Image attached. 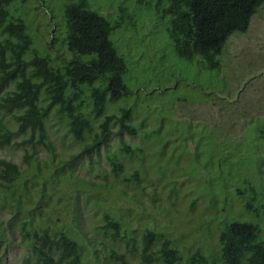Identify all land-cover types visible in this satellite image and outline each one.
Listing matches in <instances>:
<instances>
[{
  "label": "rangeland",
  "instance_id": "rangeland-1",
  "mask_svg": "<svg viewBox=\"0 0 264 264\" xmlns=\"http://www.w3.org/2000/svg\"><path fill=\"white\" fill-rule=\"evenodd\" d=\"M62 1L25 0L24 7H17L16 12L30 25L36 48L53 58H56L54 46L59 53L70 55L63 42L66 25ZM88 2L90 9L110 22L123 17L121 8L129 15L123 17L121 28L110 40L126 62L128 73L124 82L130 94L109 104L108 112L128 107L134 113L136 126L143 123L146 133L159 129L162 139H169L149 144L144 142L143 131L135 138L127 134L114 135L107 145L100 146L98 153L88 155L82 152L81 144L66 133L64 121L52 116L47 127L55 152L62 162L69 163L63 164V173L56 178L62 193L60 199L52 191L50 182L56 168L48 169L42 164L46 180H37L36 170L28 168L23 161L26 149L21 145L20 136L11 146L0 147V159L13 161L28 174L21 177L14 192L18 195L22 184H26L34 195L33 204L27 203L22 196L24 212L18 216L9 211L12 209L9 198L5 210H0V238L4 239L2 248L0 244V264H39L29 246L33 241L23 239L22 232L29 224L37 227L49 223L58 235L66 232L77 240L86 264H119L110 250L123 252L124 244H113L97 234L105 211L113 212L123 228L129 226L136 232L139 250L144 227L171 236L180 235L183 240L178 241L184 246L197 239L204 248H213L217 240L214 232L209 234L205 230L203 235L198 231L200 226H206L209 218L210 212H206L209 199L223 197L228 182L231 189L251 187L258 192L264 191V4L257 9L245 33L234 34L228 39L220 57L222 69L209 71L196 62L179 58L168 38L164 6L157 7L154 2L139 6L134 0ZM53 23L59 29L56 30ZM4 119L8 121L7 117ZM116 130L114 127L113 131ZM182 130L183 139L179 136ZM120 138L146 151L143 168L147 176L141 183L146 192L120 186L121 193L102 192L96 196L85 183L102 184L112 178L107 154H118ZM166 142L168 145L164 148L162 143ZM27 150L33 151L40 162L51 163L44 148L28 147ZM125 164L128 172L131 167L141 166L138 159H128ZM219 166L223 170H219ZM171 169L173 175L158 177ZM220 172L225 177H219ZM174 177L180 178L177 192L171 184ZM244 180L247 182L243 184ZM43 187L47 195L41 203L38 192ZM152 192L154 201L149 196ZM52 208L58 214L55 221L47 218ZM233 209L241 212L237 203ZM29 218L30 221L23 224ZM246 218L261 224L264 237V218L256 219L253 215ZM133 255L128 254L129 262L140 264L138 256Z\"/></svg>",
  "mask_w": 264,
  "mask_h": 264
},
{
  "label": "trees",
  "instance_id": "trees-1",
  "mask_svg": "<svg viewBox=\"0 0 264 264\" xmlns=\"http://www.w3.org/2000/svg\"><path fill=\"white\" fill-rule=\"evenodd\" d=\"M24 1L0 0V147L11 146L15 138L20 136L21 145L26 149L23 161L28 168L36 170L37 180H46L42 164L48 169L56 168L50 182L52 191L60 199L62 193L56 178L60 172L63 173V164L69 163L62 162L55 152V144L47 127L52 116L64 121L66 133L80 143L82 152L88 155L98 153L100 146L107 145L114 135L127 134L135 138L144 130L143 123L138 126L134 124V113L130 108L124 106L114 113L108 112L109 104H115L130 94L124 82L128 73L126 62L110 40V36L121 28L123 17L129 15L121 8L123 17L110 22L101 13L89 8V0H63L66 25L63 42L70 55L59 53L54 46L52 49L56 51V58H53L46 52L41 53L44 50L36 48L30 25L17 16V7L22 9ZM134 1L139 6L153 2L157 7L164 6L163 13L168 17V38L179 58L189 63L196 62L209 71L222 69L220 57L228 39L234 34L245 33L257 9L264 4V0ZM51 11L50 15L53 13ZM24 14L28 18L26 12ZM53 25L56 30L59 29L55 23ZM114 127H117L116 131H113ZM158 130L150 133L143 131L144 142L150 144L169 139H162ZM182 132L178 131L183 139ZM120 139L118 154H107L112 178L102 184L85 183L96 196L102 192L121 193L120 186L146 192V188L143 189L141 185L147 176L143 168L146 151L141 146L132 147L123 138ZM162 144L166 148L168 142ZM37 146L44 148L50 155V164L46 160L40 162L33 151L27 150L28 147L35 149ZM57 158L58 165L54 166ZM128 159H138L141 166L131 167L128 172L125 164ZM176 165L179 166L178 163ZM219 167V170H223L222 166ZM168 171L161 172L158 177L161 179L168 174L173 175L172 169L170 173ZM24 174L27 177V172L13 161L0 159V210H5L8 198L12 203V209L8 210L14 216L24 212L22 196L27 203H34V195L28 185L22 184L18 195L14 192V186ZM221 176L225 177L220 172ZM179 180V177L171 179L176 192ZM246 182L244 180L243 184ZM229 184L225 185L223 197L209 199L206 212H210V215L206 226L198 228L203 235L205 230L209 234L214 232L217 240L213 248H204L203 244L196 242L197 239L191 245L184 246L178 241L183 240L180 235L171 236L144 227L139 250L136 232L129 226L123 228L121 220L111 211L104 212L103 224L96 229L97 234L103 240L110 239L113 244H124L123 252L114 248L110 250L119 264H131L127 259L128 254L138 256L140 264H264L261 224L246 218L247 215H253L256 219L261 216L264 218V191H259V195L254 188L231 189ZM38 193L42 203V198L47 195L45 187ZM88 196L85 195L86 198ZM149 196L154 201V193ZM235 203L239 204L238 210L241 212L233 209ZM56 215L52 208L47 218L55 221ZM29 221L30 218L23 224ZM22 236L33 241L29 246L39 264H86L77 240L66 232L58 235L50 223L37 227L29 224ZM3 243L1 237V248Z\"/></svg>",
  "mask_w": 264,
  "mask_h": 264
}]
</instances>
